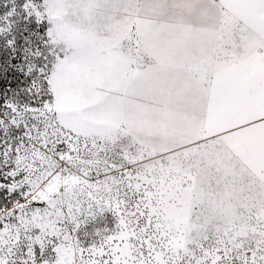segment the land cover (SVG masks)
I'll use <instances>...</instances> for the list:
<instances>
[{
    "label": "snow or ice",
    "instance_id": "snow-or-ice-1",
    "mask_svg": "<svg viewBox=\"0 0 264 264\" xmlns=\"http://www.w3.org/2000/svg\"><path fill=\"white\" fill-rule=\"evenodd\" d=\"M0 264H264V0H0Z\"/></svg>",
    "mask_w": 264,
    "mask_h": 264
}]
</instances>
